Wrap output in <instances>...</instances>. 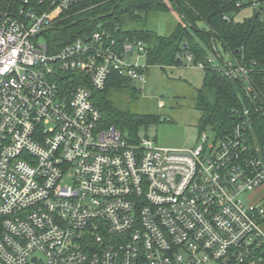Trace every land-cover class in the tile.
Returning a JSON list of instances; mask_svg holds the SVG:
<instances>
[{
  "label": "built area",
  "instance_id": "obj_1",
  "mask_svg": "<svg viewBox=\"0 0 264 264\" xmlns=\"http://www.w3.org/2000/svg\"><path fill=\"white\" fill-rule=\"evenodd\" d=\"M83 2L0 3V264H264V202L243 199L264 184L248 110L190 148L104 127L92 88L114 72L145 87L147 49L98 27L52 50L46 33ZM224 65L250 84L252 68Z\"/></svg>",
  "mask_w": 264,
  "mask_h": 264
},
{
  "label": "trees",
  "instance_id": "obj_2",
  "mask_svg": "<svg viewBox=\"0 0 264 264\" xmlns=\"http://www.w3.org/2000/svg\"><path fill=\"white\" fill-rule=\"evenodd\" d=\"M236 3L237 0H87L66 12L69 16L46 33V41L57 51L75 39H87L101 27L119 45L142 41L147 49V72L150 67L166 70L202 62L205 75L193 98L200 113L199 127L203 131L212 126L218 133H225L239 118L235 111L247 109L252 122L249 141L255 148H264V17L261 10H256L236 21L235 16L242 10ZM173 12L180 19L169 32L161 34L149 26L162 13ZM182 53L193 55V61L180 58ZM226 57L252 68L250 84L228 74ZM249 85L253 90L248 92ZM124 91L137 93L136 87L117 72L111 74L104 90L92 88V100L101 112L104 127L114 125L135 135L140 126L161 118L154 112L132 111L112 99L113 94ZM135 137L129 138L135 141Z\"/></svg>",
  "mask_w": 264,
  "mask_h": 264
},
{
  "label": "rangeland",
  "instance_id": "obj_3",
  "mask_svg": "<svg viewBox=\"0 0 264 264\" xmlns=\"http://www.w3.org/2000/svg\"><path fill=\"white\" fill-rule=\"evenodd\" d=\"M256 9L261 10L264 17V9L261 6L259 8L243 7L235 16V20H243L253 15ZM157 18H154L149 26L155 27L163 34L175 27L180 16L173 12L162 13L159 15L160 20ZM40 40H45L43 35ZM226 58L229 59V57ZM146 64L147 58L142 56L141 65ZM204 75L205 70L195 66H179L167 68L166 70H161L159 67H150L148 82L145 87L136 88L137 93L124 91L120 95L113 94V100L124 107H130L132 111L154 112L161 116L160 119L151 121L148 125L140 126L135 135L125 129L123 131L125 135L128 137L136 136L141 139L148 137L154 145L164 148L197 147L200 143L199 137L202 129L199 127L200 113L194 106L195 100L193 98L196 89L202 86ZM160 101L164 102L163 107L159 105ZM204 130L209 136L215 132L212 126H206ZM259 191L264 194V186L262 189L258 187L256 191L244 194L243 199L247 202L250 201V198L256 202L258 200L264 202V195L257 199ZM262 223L264 228V219Z\"/></svg>",
  "mask_w": 264,
  "mask_h": 264
},
{
  "label": "crops",
  "instance_id": "obj_4",
  "mask_svg": "<svg viewBox=\"0 0 264 264\" xmlns=\"http://www.w3.org/2000/svg\"><path fill=\"white\" fill-rule=\"evenodd\" d=\"M263 6H264V5H263ZM263 6H262V9H264ZM227 60H232V59L229 58V59H227ZM189 66H192V65H189ZM194 66H195V65H194ZM195 67H196V66H195ZM197 68H198V67H197ZM200 69H201V68H200ZM263 186H264V185L260 186L259 188L262 189ZM263 195H264V194H262L261 191H259V192H258V195H257V199H258L259 197L263 196Z\"/></svg>",
  "mask_w": 264,
  "mask_h": 264
},
{
  "label": "water",
  "instance_id": "obj_5",
  "mask_svg": "<svg viewBox=\"0 0 264 264\" xmlns=\"http://www.w3.org/2000/svg\"><path fill=\"white\" fill-rule=\"evenodd\" d=\"M0 3H1V0H0ZM260 13L259 12H257V15H259Z\"/></svg>",
  "mask_w": 264,
  "mask_h": 264
}]
</instances>
